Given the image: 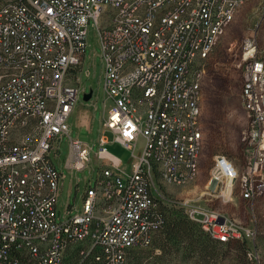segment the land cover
I'll return each instance as SVG.
<instances>
[{
    "label": "built area",
    "instance_id": "obj_1",
    "mask_svg": "<svg viewBox=\"0 0 264 264\" xmlns=\"http://www.w3.org/2000/svg\"><path fill=\"white\" fill-rule=\"evenodd\" d=\"M251 1L0 0V264H128L131 250L151 247L159 207L172 206L166 186L199 175L206 61ZM92 23L103 64V134L130 150L131 166L106 151L102 134L94 184L80 205L69 194L61 218L65 176L52 156L68 138L66 169L84 171L91 161L68 121ZM241 49L247 166L241 175L220 155L214 169L230 193L239 180L241 197L253 201L264 195V61L256 34ZM175 204L212 239L254 244L256 229Z\"/></svg>",
    "mask_w": 264,
    "mask_h": 264
},
{
    "label": "rangeland",
    "instance_id": "obj_2",
    "mask_svg": "<svg viewBox=\"0 0 264 264\" xmlns=\"http://www.w3.org/2000/svg\"><path fill=\"white\" fill-rule=\"evenodd\" d=\"M253 34H256L257 38L258 57L264 61V0H252L241 8L235 21L206 61L202 84L204 143L200 154L199 175L188 184L166 186L164 194L172 202L171 208H178L176 202L188 201L206 210L219 211L244 228L256 229L254 244L246 240L229 245L214 243L197 224H193V236L170 242L167 246L158 241L150 248L136 251L134 256L143 264H264V195L253 201L243 200L240 181L234 183L230 193L229 184L220 179L214 169L215 159L220 155L229 158L241 175L247 166L245 135L249 122L241 100L244 84L241 45L245 38ZM87 44L86 56L78 75L80 96L68 123L70 137L92 149L91 161L84 171L67 170L65 165L70 152L68 138H64L60 143V155L56 158L52 156L58 170L65 176L58 198L61 218L69 202V194L71 193L72 204L75 201L76 205H80L87 183L94 184L99 172L96 158L103 134L105 91L100 38L93 23L88 29ZM83 90L85 93L93 91L89 102L84 101ZM103 135L107 140L106 151L120 159L124 165H129L130 150L117 143L111 132L106 131ZM142 146L140 141L139 147ZM225 191L226 196L222 194ZM179 209L185 212L183 208ZM174 215L181 217V214L176 212ZM198 235L207 241V249L201 250L198 247Z\"/></svg>",
    "mask_w": 264,
    "mask_h": 264
},
{
    "label": "trees",
    "instance_id": "obj_3",
    "mask_svg": "<svg viewBox=\"0 0 264 264\" xmlns=\"http://www.w3.org/2000/svg\"><path fill=\"white\" fill-rule=\"evenodd\" d=\"M205 70H206V68H205ZM158 211H159L160 215L162 216V223L159 225L157 231L153 235L151 247L154 245L155 242H158V241H160V243H163L164 246H167L170 242H176V240H178V239H183L184 237H190V236L194 235L193 226L196 223L192 222L187 217L186 213L182 209H179V208L175 209V208H171L169 205H167V206L162 205L159 207ZM175 212L181 214L180 215L181 217L175 216L174 215ZM204 234L208 237V239L210 241H212L214 243L229 245L233 242H236V240H235V241H231L229 243H221V242H218V241L212 239L206 232H204ZM196 240H198L200 242L198 247L201 248V250H205L208 248L207 241H205L201 235H198ZM138 250H142V249L131 250L129 252L128 264H143L137 258V256H134L136 254V251H138ZM148 258L149 257H147V259ZM148 262L150 263V260Z\"/></svg>",
    "mask_w": 264,
    "mask_h": 264
},
{
    "label": "water",
    "instance_id": "obj_4",
    "mask_svg": "<svg viewBox=\"0 0 264 264\" xmlns=\"http://www.w3.org/2000/svg\"><path fill=\"white\" fill-rule=\"evenodd\" d=\"M92 97H93V91L91 90L89 91V93L84 94L83 99L85 102H89L92 99Z\"/></svg>",
    "mask_w": 264,
    "mask_h": 264
},
{
    "label": "crops",
    "instance_id": "obj_5",
    "mask_svg": "<svg viewBox=\"0 0 264 264\" xmlns=\"http://www.w3.org/2000/svg\"><path fill=\"white\" fill-rule=\"evenodd\" d=\"M86 94V93H85ZM86 120V119H85ZM87 121V120H86ZM128 167H127V169L129 170L130 169V166H131V161H130V163H129V165H127Z\"/></svg>",
    "mask_w": 264,
    "mask_h": 264
}]
</instances>
